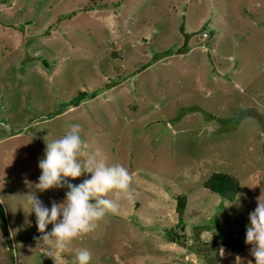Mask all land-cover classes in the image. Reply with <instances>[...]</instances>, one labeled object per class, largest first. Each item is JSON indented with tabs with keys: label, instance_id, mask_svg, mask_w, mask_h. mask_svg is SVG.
<instances>
[{
	"label": "rangeland",
	"instance_id": "rangeland-1",
	"mask_svg": "<svg viewBox=\"0 0 264 264\" xmlns=\"http://www.w3.org/2000/svg\"><path fill=\"white\" fill-rule=\"evenodd\" d=\"M73 124L87 150L128 168L134 195L63 264L78 249L90 264H255L245 239L264 188V0H0V264H54L26 201L45 139ZM215 172L241 181L235 202L204 187ZM66 191L37 195L51 208Z\"/></svg>",
	"mask_w": 264,
	"mask_h": 264
},
{
	"label": "clouds",
	"instance_id": "clouds-1",
	"mask_svg": "<svg viewBox=\"0 0 264 264\" xmlns=\"http://www.w3.org/2000/svg\"><path fill=\"white\" fill-rule=\"evenodd\" d=\"M81 126L73 124L63 136L46 141L44 158L39 160L41 175L35 183V192L27 194V213L35 214L38 231L43 242L55 251L48 257L54 264H63V253L72 242L92 233L108 214L118 215L121 198L132 199L133 177L123 164H109L99 151L87 150L80 136ZM90 174V179L74 185L68 182ZM66 188L65 199L52 201L51 208L39 199L37 191ZM112 194L113 198H109ZM257 206L250 212L245 243L250 246V254L255 264H264V188L256 197ZM25 210V208H24ZM26 211V210H25ZM49 225L52 231L47 232ZM224 257L225 250H219ZM91 253L87 249L76 250L72 264H90ZM234 264H242L236 255ZM248 264H252L249 260Z\"/></svg>",
	"mask_w": 264,
	"mask_h": 264
},
{
	"label": "trees",
	"instance_id": "trees-1",
	"mask_svg": "<svg viewBox=\"0 0 264 264\" xmlns=\"http://www.w3.org/2000/svg\"><path fill=\"white\" fill-rule=\"evenodd\" d=\"M97 1L103 2L104 0H91V7L96 5ZM114 55L120 56L121 54L117 52ZM204 187L213 194L219 195L223 200L233 203L242 190V183L237 177L231 174L215 172L204 182ZM187 206V196L184 194L178 195L176 210L179 215V224L177 227H180L182 231H184V216ZM168 236L170 239H173L177 238L178 234L173 229Z\"/></svg>",
	"mask_w": 264,
	"mask_h": 264
},
{
	"label": "built area",
	"instance_id": "built-area-1",
	"mask_svg": "<svg viewBox=\"0 0 264 264\" xmlns=\"http://www.w3.org/2000/svg\"><path fill=\"white\" fill-rule=\"evenodd\" d=\"M205 35H207V34H205ZM205 35H204V36H205ZM205 37H206V36H205Z\"/></svg>",
	"mask_w": 264,
	"mask_h": 264
}]
</instances>
